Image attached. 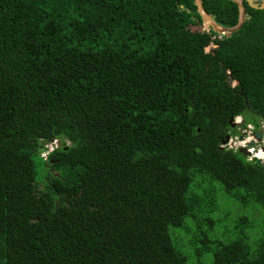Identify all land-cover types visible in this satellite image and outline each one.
Wrapping results in <instances>:
<instances>
[{
    "label": "trees",
    "instance_id": "1",
    "mask_svg": "<svg viewBox=\"0 0 264 264\" xmlns=\"http://www.w3.org/2000/svg\"><path fill=\"white\" fill-rule=\"evenodd\" d=\"M242 5L225 38L189 28L193 0H0V264H186L184 219L210 264H264V219L205 233L220 192L264 215V165L220 147L230 117L264 121V10Z\"/></svg>",
    "mask_w": 264,
    "mask_h": 264
},
{
    "label": "rangeland",
    "instance_id": "2",
    "mask_svg": "<svg viewBox=\"0 0 264 264\" xmlns=\"http://www.w3.org/2000/svg\"><path fill=\"white\" fill-rule=\"evenodd\" d=\"M264 6V2L261 4ZM192 31L206 30L203 25L191 26L189 27ZM218 38V36H217ZM212 46H209L211 49ZM236 121H239V125H236ZM232 122L235 126L229 130L228 135L231 136H240L239 129L245 128L248 124H242V117H234ZM60 143L57 141L56 146ZM68 145V142L64 143ZM46 149L54 147L52 142H48ZM259 151L258 153H260ZM43 155V154H42ZM36 164V170L38 171V164ZM221 195H218V208L219 212L212 216L215 218L217 223H215L212 232H205L211 238H217L225 240L227 238H232L235 230L232 228L234 226L233 222L240 216H245L250 222V228L246 230V233H251L253 236L249 237V240H253L258 237L263 230V219L264 215L261 210L253 206H242L238 203L232 201L225 195L220 192ZM184 224L186 226V232H180L178 229L169 228L168 234L173 245L180 250L186 256V264H210L211 255L209 253L202 252L199 255L195 253V250L200 247L199 243L193 244V239L197 236L196 223L190 221L189 219H184ZM197 229V230H196ZM201 230H205V227H201ZM199 232V231H198ZM256 235V236H255Z\"/></svg>",
    "mask_w": 264,
    "mask_h": 264
},
{
    "label": "built area",
    "instance_id": "3",
    "mask_svg": "<svg viewBox=\"0 0 264 264\" xmlns=\"http://www.w3.org/2000/svg\"><path fill=\"white\" fill-rule=\"evenodd\" d=\"M238 123L239 121H236V125H239ZM239 133L241 139H239L237 136L228 135L226 142L224 144H220V147L235 151L237 148H245L246 151L250 153L249 156L245 157L246 161L258 159L264 165V121L258 120L256 127L251 124H248L247 126H245V128L239 129ZM254 133L260 134L259 141H256L254 139ZM49 142H52L54 144V147H56L57 142L55 140H51ZM251 142L252 145L249 146L248 144ZM52 148L47 149L46 152H42L40 155L45 158L47 152L50 151ZM258 150L261 151V153H258Z\"/></svg>",
    "mask_w": 264,
    "mask_h": 264
},
{
    "label": "water",
    "instance_id": "4",
    "mask_svg": "<svg viewBox=\"0 0 264 264\" xmlns=\"http://www.w3.org/2000/svg\"><path fill=\"white\" fill-rule=\"evenodd\" d=\"M232 2H234L237 6V9H238V20H237V23L233 26V27H230V28H225V27H222L218 24H216L213 20H212V17L209 16L208 14H206V12L202 9L201 7V4H200V0H193V4L196 8V13L198 14V16L200 17V22H201V25H203V27L207 30V29H210L212 32H214L216 35L218 36H224L225 38L229 37L232 33L236 32L242 22L244 21V13H243V8L240 4V1L238 0H231ZM247 2L250 4L251 3V0H247ZM251 7L255 8L253 5L250 4ZM208 20V21H207ZM206 21L208 23H206ZM206 23V24H205ZM233 118L230 117L228 119V125L230 128H233L235 126V124L232 122ZM227 135L224 136V138L221 140L220 144H224L227 140ZM253 137L256 141H259L260 140V134L259 133H254L253 134ZM239 139H241V136L238 137ZM249 146L252 145V142L248 144ZM236 152L239 153L240 155L244 156V157H247L249 156V152L246 151L245 148H237L236 149ZM256 164L258 165H261L262 163L260 162V160L256 159L255 160Z\"/></svg>",
    "mask_w": 264,
    "mask_h": 264
},
{
    "label": "flooded vegetation",
    "instance_id": "5",
    "mask_svg": "<svg viewBox=\"0 0 264 264\" xmlns=\"http://www.w3.org/2000/svg\"><path fill=\"white\" fill-rule=\"evenodd\" d=\"M240 1V4L243 8V13L245 12L244 7H243V2H245L247 4V6H249L252 9H259V10H264V6H261V4L264 2V0H251V5H253L255 8L251 7L250 4L247 2V0H238ZM246 15V12L244 13V16Z\"/></svg>",
    "mask_w": 264,
    "mask_h": 264
},
{
    "label": "bare ground",
    "instance_id": "6",
    "mask_svg": "<svg viewBox=\"0 0 264 264\" xmlns=\"http://www.w3.org/2000/svg\"><path fill=\"white\" fill-rule=\"evenodd\" d=\"M207 21H208V20H207ZM207 21H206V23H208ZM258 152H259V150H258ZM260 153H261V152H260Z\"/></svg>",
    "mask_w": 264,
    "mask_h": 264
},
{
    "label": "clouds",
    "instance_id": "7",
    "mask_svg": "<svg viewBox=\"0 0 264 264\" xmlns=\"http://www.w3.org/2000/svg\"><path fill=\"white\" fill-rule=\"evenodd\" d=\"M238 117V116H237Z\"/></svg>",
    "mask_w": 264,
    "mask_h": 264
}]
</instances>
